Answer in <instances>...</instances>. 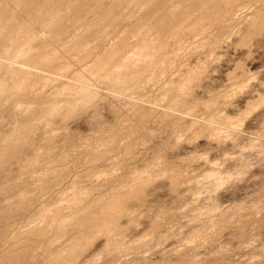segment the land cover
<instances>
[{
  "label": "rangeland",
  "instance_id": "1",
  "mask_svg": "<svg viewBox=\"0 0 264 264\" xmlns=\"http://www.w3.org/2000/svg\"><path fill=\"white\" fill-rule=\"evenodd\" d=\"M7 1L9 3L6 4L12 8L14 0ZM101 1H97L98 6L97 3H94L87 11L88 13L85 12L82 15L81 21L84 20L83 23L76 22L73 25L74 28L70 27L72 30L68 29V32L71 31L70 33L66 31V34L64 32L61 34L62 36L58 37H61L62 41L54 40L55 42H52L53 45L50 49H46L48 51L42 50L41 52L45 55L46 52L52 54L51 52L57 53L54 51L66 50L67 52L64 50L61 52H64V54L66 52L65 59L61 58L62 61L60 59L59 64H57L61 65L60 62H62L63 65L65 63L64 65H68V70H65L67 67L64 69L62 66H60L62 70H52L53 73L45 68L37 70L43 77L49 78V81H45L47 78L44 77L43 83L42 81L37 83L39 86L36 83L37 86L30 84L34 88L31 87L32 89L30 88V91H27L28 94L25 95V97L30 95L27 96L28 98L26 97V102L29 103H12L13 97L15 98L14 95L17 94L16 89H14L15 92L11 88L8 89L10 92L6 90L8 93H4L2 106L5 107L6 112L4 123L0 125V134L2 136L12 135L14 125L19 123L28 128L25 136L28 137L29 135V137L26 143L20 147L23 149H20L14 156L12 155V158H6L7 161L5 160L6 162L4 161L0 165V188L4 189L7 182L9 184L7 185L8 188L4 189L5 191L2 189L7 194L5 195L4 192L0 194V207L6 204L10 198V200L18 198L20 195L17 193L24 192L26 189H29L28 192L31 193L28 200L31 199L32 206L29 204L30 209H28V206H24V209L22 207L18 209L20 214L16 215V217L19 216L18 220L14 222L16 226L15 224L5 225L2 221H0V226L5 225V228L1 227L4 231L7 228H13L16 232H21L27 230V227H29L28 229L33 227L34 231L36 230L31 232L32 235L31 233L24 234L25 237L22 235L25 240L22 237L20 241L24 243L17 241L18 239H15V242L12 243L10 242L11 239L6 240L5 244L0 243L6 246L4 247L6 249L3 248L4 251L8 249L7 247L10 248L9 245L12 244H18L19 247L20 244L23 245L22 248L20 247L21 249L19 248L20 250L18 247L16 248L19 251L25 249V252H21L26 255L24 254V256L22 253L21 255L24 257L28 255L29 259L26 257V260H24L23 257L22 261L19 259L17 261L16 257L15 259L6 257L4 260L7 264L10 262H7L10 258L17 263L20 262L19 264H26V261L32 260L33 264L34 256L41 260L45 258L44 250L48 247L45 243H48L53 245L54 248L72 246L80 248L84 252H81L82 256L79 255V261L77 258L74 262H65L64 264H74L77 261L78 264H112L111 261L114 262L113 264H192V262H196L194 264H264V9H262L264 0H230V2L227 0L224 4L221 2L222 0H216L215 3L214 0L212 2L209 0L212 3L210 6L216 5L219 9L211 6V9L213 7L212 10H218L217 12L221 11L224 14L220 12L218 14H222V16L217 14L218 17L221 16L220 18L224 17L222 23L217 21L219 19L215 16V11L212 12L210 9L211 14L209 15H214L217 18H215L216 22L213 17L211 19L207 15L208 9H205L207 13L201 12L205 7L207 8L206 4V6H203L204 8H201V13L199 10H197L198 13L195 12L196 16L194 14V17L197 18H193L194 21L189 19L193 23L192 25L188 20L189 22L186 21V24H182L184 27L179 25L182 27L179 30L180 27L178 29L177 23H174L177 25L174 33V29L171 27L173 25L175 28V26L169 22L172 24H170L172 30L166 32L167 34L169 32L168 36H171L166 35L168 39L166 37L165 46H162L161 39L158 41L159 37H156L157 35L160 36L161 33H156L158 29L152 25L153 23L155 25L157 21H149L152 24L148 23L147 26H143L141 30L143 29L144 32L141 31L142 35L139 32L140 36L137 33L139 30H135L137 32L134 33V31L131 35H126L127 32H124L127 31L126 28L130 27L128 29L130 31V25L136 23L137 19L130 20L121 17V14L126 11L124 7L120 10V13H122H119L116 19H119V21L123 19L120 23L127 21L123 24L126 26L125 28L119 23L121 27H117V32L116 29L111 31L112 33L115 31L114 36L110 31L107 35L103 31V36L101 32L93 33L92 36H88L87 40L89 41H86V48L74 52L76 54L71 53L72 51L68 54L67 48L62 47H68L67 45L74 41L73 38L76 39L90 23L95 21L97 18L95 15L97 13L99 15L100 11L102 13V10L104 12L106 10L104 7L108 8V5L112 2V0ZM176 1L178 2V0L160 1L163 2V4L160 3V7H163V9L159 8L158 4L157 11L159 12L153 10V14L155 15L157 12L163 15L166 12L167 15L164 7L168 6L169 3V5L175 4ZM235 1L237 2L235 3ZM164 2H166L165 5ZM228 2H233V4ZM197 6L202 7V5ZM168 7L170 9V6ZM154 8L156 9V6ZM208 8H210L209 4ZM56 9L55 6L49 12ZM260 9L263 10L261 14ZM161 10H164V13ZM154 11L156 12L154 13ZM256 12L260 14L258 17ZM197 14L199 15L197 16ZM203 14L210 17L212 21H209L208 17ZM83 17L87 19H83ZM198 19L201 25L196 22ZM72 23H69V25H72ZM84 24L88 25L85 26ZM84 26L85 29H83ZM79 27L83 28L79 29ZM34 29L38 36H43L44 33L46 37L48 36L43 23L38 24ZM172 31L174 34L181 32L176 37L171 33ZM145 33L148 35L144 38ZM45 36L43 38H46ZM121 36L127 37V40L129 38V44ZM138 36L140 40L143 36L142 44L136 42L140 41ZM119 37H121V44L123 40V43L126 42V46H124L125 43L123 45L116 43L118 42L116 40L120 39ZM162 37L164 38V36ZM151 40L155 42L154 45L156 44L157 47L156 45L148 46ZM113 42L119 48L114 47ZM64 43L65 45H63ZM66 43L68 44L66 45ZM133 43L141 45L144 43L146 51L142 48L143 46H141V49L143 53L145 51V54L140 53L141 50L137 52L139 44L136 49H133L137 45H133ZM130 44L133 47H131L132 45L129 46ZM112 45L113 47H111ZM59 46L61 49L58 48ZM151 46L156 49L151 48ZM110 47L115 48L114 53H110L113 56L108 53L109 50L113 52ZM130 47L132 51L128 49ZM105 48H108V51ZM116 48H118L117 51L121 50L119 53L123 57L120 54V58ZM126 48L127 51L131 52L127 53ZM151 49H153L152 53L155 54L149 53ZM1 50L0 55L4 53V57L2 55L0 57V61H2L0 67L4 63L0 73L2 77L12 66L25 68L21 64L24 55L27 56L25 58L33 56L32 51H28L31 53L30 55L25 53L21 56L19 55L20 50L17 49L15 50L16 55L13 54L11 58L18 59L17 55H19L18 60L14 59L18 62H16L17 64L13 61L10 62L12 66L9 67V62L5 60L11 58L4 59L8 49L4 52ZM101 50L103 52L105 50L107 54L105 52L103 54ZM133 51L139 54L132 53ZM90 52L91 54L94 53L95 56L89 54L92 57L89 56L88 58L91 59L88 60L84 56H88L87 53ZM82 53L86 55L83 56ZM97 53L102 54L101 58H109L108 61L111 59L113 64H116L115 67L109 61L113 65L109 67L112 70L114 67L113 72L106 66L109 62L104 63V58L102 61L106 68L103 69L105 66L102 63V67H97L103 70L95 69L96 72L100 73L101 71L100 76L98 72L93 71L92 65L93 67L96 66H94V60L99 59ZM124 53H127V55L132 54V58L126 60ZM57 54L59 55V53ZM108 54L109 56H106ZM115 54L118 55L117 58H115ZM61 55L59 56H64ZM136 55L140 56L139 60ZM142 55H146L145 58ZM110 56L116 60L119 57L122 64L118 60L114 61L115 59L113 60ZM80 57L83 60H80ZM132 59L137 60L139 63L137 64ZM129 60L132 62L130 63ZM123 61H128L132 66L135 64V67L131 66L134 69H128L126 66L130 67V64L127 63L126 65L125 62V66ZM118 63L121 67L125 66L126 69L125 67L124 69L119 68ZM5 66L6 68L8 66V70L5 69ZM117 68L120 69V73ZM105 69H107V72H104ZM121 70L122 72L124 70L122 74ZM128 70L133 72L131 73ZM102 71L104 72L103 75ZM54 72H56V75H54ZM91 73L95 75H91ZM127 73L131 74L132 79H129L130 75ZM117 74L118 76L124 74L126 79L121 76L114 77ZM109 75H112L113 79L122 78L123 80L120 79L122 82L120 80L118 82L113 81ZM107 76L111 77H108L110 80L107 79ZM81 77H83V82L86 78L85 81L88 86L83 83L86 89L80 88L82 87L80 85V83L82 84ZM111 80L112 82H110ZM45 82L47 83L44 84ZM78 83L80 86L77 85ZM112 83L114 84L112 85ZM117 83L120 86L119 84L116 85ZM69 85L72 88L74 86L79 87H77L78 89L74 87V90ZM69 90L73 94L77 92L78 94L76 96L72 94L74 97L72 98ZM80 90H83V93H80ZM85 90L87 92L89 90L88 95ZM64 91L68 93L65 97L63 96V98H67V101L64 99L66 102L61 96L62 92L66 94ZM57 93H60L61 100L55 103L57 102L55 101L56 97L59 96L55 95ZM92 94H94L93 98H90ZM80 95L84 96L80 97ZM77 96L80 97L79 100L75 99ZM86 96L88 99H86ZM51 98L55 100L53 101ZM82 98H84L83 101ZM85 100H88L87 104ZM47 101L52 103L47 105V103H44ZM62 102L63 104H59ZM80 102L81 104H79ZM56 104L59 107L63 105V107L56 111L59 108ZM17 106L18 108H16ZM18 110L20 111L18 112ZM165 165H172L174 167L172 169L173 173L171 170L168 171ZM165 168L166 170H164ZM45 170L48 172H45ZM166 171L168 175H166ZM80 173L81 175H79ZM48 180L50 182H47ZM43 189H45L46 194ZM41 195L42 197H40ZM74 206H77L78 209ZM111 206L118 211L112 214L117 226L95 228L90 237L83 240L85 242L81 241L82 244L75 241L74 237L77 232L75 224L79 220L78 217H82L81 214L75 217L77 214L87 210L85 216L84 213L82 214L84 218L87 212H100L104 207L103 214L105 209ZM48 210L58 213L57 216L59 213L62 214L61 217L58 216L59 219L55 216V219L58 220L54 219L53 222L46 224L47 233L50 234L49 232H51L53 235L50 234L52 237L48 235L51 239L46 238V236L38 237L39 235L36 233L38 223L36 220V223L35 221L29 223L32 217L39 218L44 211ZM21 211L23 212L21 213ZM97 214L101 215L100 213ZM64 218L67 219L68 223L63 226L62 235L59 223ZM54 221H56V224ZM51 224L54 226L52 227ZM9 229L7 235H12L13 229L10 231ZM102 229L104 230L103 233L100 232ZM35 233L38 236L33 239ZM28 235L32 240L26 238ZM41 238H46L44 241H47L41 240L40 242ZM26 240L28 244H25ZM37 240L41 245L44 242L42 247L37 243ZM49 240H51V243L48 242ZM34 242L41 248H38L35 243L36 249H33ZM109 243H112V247L109 246ZM44 244L46 247H43ZM86 245L88 248L85 247ZM3 246H0V250ZM25 246L31 250L26 249ZM82 247L87 248L85 249L86 253ZM112 249L115 251L113 252ZM31 251H34L33 257L30 256L33 255ZM2 252L0 251V254ZM1 263L4 262L1 261ZM9 264H12V262Z\"/></svg>",
  "mask_w": 264,
  "mask_h": 264
},
{
  "label": "bare ground",
  "instance_id": "2",
  "mask_svg": "<svg viewBox=\"0 0 264 264\" xmlns=\"http://www.w3.org/2000/svg\"><path fill=\"white\" fill-rule=\"evenodd\" d=\"M97 1H101V0H14V5H13V7L12 8H10V5L8 6L6 3H9L7 0H0V50L1 49H8L7 51L6 50H4V51H6V57L4 58V59H9V58H11L12 57V55L13 54H15V50H17V49H19L20 51H19V55H23V54H33V56L32 57H30V58H25V56L26 55H24L23 57H24V59L22 58L21 60H23V61H25V62H23V61H21L22 63V65L25 67V68H21V67H14V66H12L11 64H10V62H12L13 61V63H15V64H17L16 62H18V61H15V60H18L19 59V55H17V58L18 59H13V58H11L10 60H5V61H7V62H9V67L10 66H12V68L10 67V70L5 74V76L4 77H2L1 75H0V125H1V123H4L3 122V120H4V117H5V107H3L2 106V101H3V99H4V93L5 92H7L6 90H8V89H11V88H13L12 89V91L13 92H15L14 91V89H16L17 90V94L16 95H14L15 96V98L13 97V95H11L12 97H13V100H15V101H13L12 100V103L14 102V103H16V104H20V103H22V102H24V103H27L26 102V99L28 98L27 96H30V95H27L26 97H25V95H26V93H27V91L32 87V85L30 86V84H37V83H41V81H42V83L44 82V80H45V78H47V77H43V75H41V74H39V72H37V70H39V69H43V68H45V69H47V70H49V71H51L52 72V70H58V69H61L62 67L65 69L66 67V69L65 70H68V65H64L65 63H63V65H62V62H60L61 63V65H58L59 64V60L61 59V58H64L65 59V54H66V50H64V49H61V47L59 46L58 48H60L61 49V51H54V52H57V53H59V55H61V54H63V55H61V56H63V57H60L57 53H53V52H51L52 54H50V52H46V51H48V50H46V49H50V47H51V45H53V43L52 42H55L56 40H61L60 38H58L61 34H63L64 32H65V34L68 32V29L69 30H72L71 28L73 27V25H75V23L77 22V23H79V22H81V23H83V21H81L82 20V15H84V13L85 12H87L92 6H93V4L94 3H97ZM160 1H162V0H112V2H110L111 4H109L108 5V8H105L104 7V9H106L104 12H103V10H102V13H100L99 12V15H98V13H97V15H95V17L97 16V18L95 19V21H93V23H90V25H86V24H84L85 26H87L86 27V29H85V26H84V28L83 27H79V29L80 28H83V29H85L84 30V32L83 33H81L80 35H78L77 36V38L76 39H72V40H74L70 45L68 44V43H66V45L68 46V47H65V46H63L62 48H67V50L69 51L68 52V54H70V51H72L71 53H74V52H76V51H80V50H82L85 46H86V41H89V40H87L88 39V36L90 35V36H92L93 35V33L95 34V33H102L103 31L104 32H106V35H107V33H108V31H112V30H115L116 29V32H117V27L121 24V26L124 24V23H126L125 21L124 22H121L120 23V21H122L121 19H120V21H119V19L117 20L116 18H117V16L119 15V13H120V10L122 9V8H124L125 7V9H126V11L123 13V14H121V17H124L125 19H130V20H135V19H137V21H136V23H134L133 25H130L131 26V30L130 31H128V29L130 28V27H127L126 29H127V31H124L125 33H126V35H131V33L132 32H134L135 30H139L138 32L137 31H135L134 33H138V35H139V32H140V35H142L141 34V31L143 30H141V28H143V26H147V24L149 23V21H153V22H155V21H157V23H155V25H154V23L152 24L151 22V24L153 25V27L155 26V28H157L158 29V31H156V33H161L160 34V36H158L157 34H155V35H157L156 37H159L158 38V41L160 40V41H162V46H165V39H166V37L168 36V34H170L169 32H170V30H172V29H174L173 31H174V33H175V30H176V27H177V25H178V29H179V25H181L182 27H184V25H182V24H186V21H188L189 19H191V20H193V18H195L194 17V14H195V16H196V11L197 10H199V12H200V10H201V8H204L203 6L205 5L206 6V4H207V8L205 7L204 8V10H202L201 12H203L204 11V13H207L206 12V10L205 9H208L209 10V12H208V16H210L211 17V19H212V17L214 18V20H215V18L216 17H218L217 16V14L220 12V13H222L221 11H219V12H217L219 9H218V7L215 5V6H213V5H211V6H213V7H217L216 9H218L217 11H215V10H212L213 9V7H212V9H211V6H210V4H212L211 2H212V0H186V1H183V0H178V2L176 1V3L175 4H173L172 2V4L171 5H169L168 4V6H170V9H169V7L166 5L165 7H164V10L165 11H167V15H166V12L164 13V10H161V12L162 13H164L163 15H160L161 13H157V12H159V11H157V9H158V7H157V5L159 4V8H161L160 7V3H162L163 4V2H160ZM163 1H168V0H163ZM209 1V3H207ZM221 1V0H220ZM219 1V2H220ZM227 0H222L221 2L224 4L225 2H226ZM233 1V0H232ZM238 1V0H237ZM237 1H235V3L237 2ZM240 1V0H239ZM242 1V0H241ZM101 2H103V1H101ZM166 2H164V5L166 4ZM170 2V1H169ZM214 3L216 2V0H214L213 1ZM229 2H230V0H229ZM228 2V3H229ZM200 3V4H199ZM218 3V2H217ZM221 3V4H222ZM208 4H209V7L210 8H208ZM229 4H233V2L232 3H229ZM262 4V3H261ZM99 4L97 3V6H98ZM197 5H202V7H198ZM227 5V4H226ZM239 5V4H238ZM56 6V10L55 11H50L49 12V10L50 9H52L53 10V8ZM96 6V5H95ZM156 6V9L154 8ZM232 6V5H231ZM235 6V5H234ZM263 6V5H262ZM168 7V8H167ZM199 9H198V8ZM228 7V6H227ZM98 8H100V7H98ZM196 8V9H195ZM161 9H163V7L161 8ZM167 9H169V10H167ZM212 10V12L213 11H215L216 13V17H214V15L213 16H211V15H209V14H211L210 13V11ZM224 9H225V7H224ZM228 9V8H227ZM262 9H264V7H262ZM262 9H260L261 10V12H260V14L262 13ZM92 10V9H91ZM90 10V11H91ZM124 10V9H123ZM153 10H156V11H154V13H155V15L153 14ZM160 10V9H159ZM230 10V9H229ZM233 10V9H232ZM258 11H259V9H258ZM95 12V11H94ZM93 12V13H94ZM200 12V13H201ZM264 12V11H263ZM88 13V12H87ZM86 13V14H87ZM197 13H198V11H197ZM238 13V12H237ZM257 13V12H256ZM156 14H158V15H156ZM213 14V13H212ZM223 14V13H222ZM222 14H218V15H221L222 16ZM227 14V13H226ZM225 14V15H226ZM260 14H258L257 13V15L256 14H254V15H256L257 17H258V15H260ZM199 14H197V16H198ZM204 15V14H203ZM205 16V17H208V16ZM224 15V14H223ZM263 15H264V13H263ZM263 15H261L262 17H263ZM89 16V15H88ZM203 16V17H204ZM221 16H219L218 17V19L219 20H217L218 22L220 21L221 23H222V21H223V19H224V17L223 18H220ZM228 16V15H227ZM202 17V19H204ZM210 17H208L207 19H209V21L211 20L210 19ZM232 17V16H231ZM255 17V16H254ZM256 17V18H257ZM86 18V17H85ZM84 17H83V19H85ZM113 18H115L116 19V21H115V19H113ZM120 18V17H119ZM197 18V17H196ZM195 18V19H196ZM227 18V17H226ZM253 18V17H252ZM259 18H261V17H259ZM87 19V18H86ZM200 19V18H199ZM198 19V21H196L197 23L200 21ZM206 19V18H205ZM217 19V18H216ZM222 19V20H221ZM231 19V18H230ZM229 19V20H230ZM250 19V18H249ZM258 19V18H257ZM114 20V21H113ZM130 20H128L129 22H132V21H130ZM252 20V19H251ZM256 20V19H255ZM261 20H262V18H261ZM87 21V20H86ZM85 21V22H86ZM190 21V20H189ZM188 21V22H189ZM194 21V20H193ZM204 21V20H203ZM212 21V20H211ZM225 21V20H224ZM228 21V20H227ZM254 21V20H253ZM71 22H73L72 23V25H69V23H71ZM169 22H171V23H177V25H175L174 24V26H175V28L173 27V25L171 24V23H169ZM195 22V23H196ZM214 22V21H213ZM215 22H216V20H215ZM217 22V23H218ZM219 22V23H220ZM255 22V21H254ZM257 22V21H256ZM259 22V21H258ZM257 22V23H258ZM264 22V21H263ZM41 23H43V26H44V30H45V32H46V34L48 35L47 37L45 36V33H44V35L43 36H45L46 38H43V36L41 35V36H38L37 35V33H36V30L34 29V27L35 26H37L38 24H41ZM120 23V24H119ZM149 23V24H150ZM191 25L193 24V23H191V21L189 22ZM201 22H199L198 24H200ZM172 25V27H171V25ZM188 24V23H187ZM263 24V23H262ZM261 24V25H262ZM77 25V24H76ZM79 25V24H78ZM197 25V24H196ZM201 25V24H200ZM225 25V24H224ZM79 26H81V25H79ZM83 26V25H82ZM121 26H119V27H121ZM124 26V25H123ZM122 26V27H123ZM198 26V25H197ZM196 26V27H197ZM211 26H212V24H211ZM220 26V25H219ZM257 26V25H256ZM71 27V28H70ZM126 26H124V28H125ZM172 29H171V28ZM182 27H180V29L179 30H181L182 29ZM186 27V26H185ZM189 27V26H188ZM221 27V26H220ZM219 27V28H220ZM258 27V26H257ZM261 27V26H260ZM264 27V26H263ZM74 28V27H73ZM246 28V27H245ZM251 28V27H250ZM77 29H78V26H77ZM149 29L151 30V28L149 27ZM152 29H154V28H152ZM185 29V28H184ZM183 29V30H184ZM195 29V28H194ZM207 29V28H206ZM205 29V30H206ZM222 29V28H221ZM248 29V28H247ZM258 29V28H257ZM262 29V28H261ZM260 29V30H261ZM75 30V29H74ZM120 30V29H119ZM169 30V32H168V34L166 33L167 31ZM196 30V29H195ZM208 30V29H207ZM241 30V29H240ZM67 31V32H66ZM173 31L171 32V33H173ZM186 31V30H185ZM190 31V30H189ZM222 31V30H221ZM220 31V32H221ZM224 31V30H223ZM257 31V30H256ZM71 32V31H70ZM70 32H68V33H70ZM76 32V31H75ZM80 32V31H79ZM79 32H77L78 34H79ZM115 31H113V33H114ZM121 32H122V30H121ZM142 32H144V30L142 31ZM148 32V31H147ZM152 32V31H151ZM177 32V31H176ZM181 32V31H180ZM180 32H178V34L180 33ZM113 33L111 32V34L113 35ZM133 33V34H134ZM166 33V34H165ZM173 33V35H176V37L178 36V34H174ZM189 33V32H188ZM193 33H195L194 31H193ZM223 33V32H222ZM254 33V32H253ZM257 33V32H256ZM110 34V33H109ZM165 34V35H164ZM183 34V33H182ZM187 34V33H186ZM192 34V33H191ZM97 35V34H96ZM106 35H104V36H106ZM139 35V36H140ZM144 35V34H143ZM146 35H148L147 33H145V35H144V38H145V36ZM167 35V36H166ZM15 36H17V37H15ZM62 36V35H61ZM99 36H101L100 34H99ZM102 36H103V33H102ZM101 36V37H102ZM108 36H110V35H108ZM114 36V35H113ZM138 36V37H139ZM161 36H164V38L162 39L161 38ZM169 36H171V35H169ZM168 36V37H169ZM180 36V35H179ZM184 36H186V35H184ZM122 37V36H121ZM121 37H119L120 39H118V40H116V41H118V42H116V43H119V44H121ZM124 37V39H125V41H127L128 42V40H129V38H128V40H127V37L125 38V36H123ZM123 37H122V39H123ZM147 37V36H146ZM168 37H167V39H168ZM174 37V36H173ZM181 37V36H180ZM245 37V36H244ZM260 37V36H259ZM58 38V39H57ZM63 38V37H62ZM142 38H143V36H142ZM142 38H141V40H140V37L138 38L140 41H136V42H139V43H141L142 44ZM123 39V40H124ZM150 39H152V38H150ZM55 40V41H54ZM100 40V39H99ZM123 40H122V44L121 45H123L124 43V46H126V42H124L123 43ZM146 40H147V38H146ZM145 40V41H146ZM154 40H155V38H154ZM181 40V39H180ZM179 40V41H180ZM246 40V39H245ZM62 41V40H61ZM145 41H144V43H145ZM156 41V40H155ZM182 42V41H181ZM61 43H63V42H61ZM61 43H60V45H61ZM115 45H114V47L115 46H117L116 45V43L115 42H113ZM138 43V44H139ZM144 43H143V45H141V44H139L140 46L137 48L138 50H137V52H139L140 50H141V52L140 53H143L142 52V49H141V46H143L142 48L144 49ZM149 43L150 44H148V46L149 45H154V43L155 42H152V40L151 41H149ZM157 43V42H156ZM103 44V43H102ZM128 44H129V42H128ZM127 44V45H128ZM135 44H137V43H133V45H135ZM138 44L137 45H135L134 47H133V45L132 44H130L129 46H131V47H133V49H136V47L138 46ZM166 44H167V42H166ZM59 45V44H58ZM63 45H65V43L63 44ZM103 45H105V44H103ZM120 45V46H121ZM156 45V44H155ZM154 45V46H155ZM62 46V45H61ZM158 46H159V44H158ZM89 47V46H88ZM111 47H113V45L111 46ZM110 47V49H113V52L111 51L110 52V50H109V54L110 53H114V49L115 48H111ZM118 48H119V46H117ZM131 47L130 48H128V49H130L131 50ZM150 47V46H149ZM156 47H157V45H156ZM166 47H167V45H166ZM86 48V47H85ZM108 48H109V46H108ZM108 48H105V49H107L106 51H108ZM118 48H116V51H117V49ZM122 48V47H121ZM140 48V49H139ZM146 48V47H145ZM151 48H155V47H152L151 46ZM160 48H161V46H160ZM59 49V50H60ZM156 49V48H155ZM154 49V50H155ZM165 49V48H164ZM42 50L44 51V50H46L45 52V55L44 54H41V52H42ZM66 51L65 52V54H64V52L63 53H61L62 51ZM145 50V49H144ZM147 50H149V48H147ZM152 50L153 49H151V52H149V53H152ZM157 50H158V48H157ZM162 50V49H161ZM2 51V50H1ZM4 51H2V52H4ZM28 51H32L31 53H29ZM102 51V50H101ZM116 51H115V53H116ZM119 51H121L120 49L117 51V53H119ZM126 51H127V48H126ZM132 51V50H131ZM131 51H127V53L129 52H131ZM134 51H136V50H134ZM132 52V53H136L137 54V52ZM146 51V50H145ZM145 51H144V53L143 54H145ZM164 51V50H163ZM14 52V53H13ZM18 52V51H17ZM104 52H105V50H104ZM103 51H102V53L103 54H107V52H105L104 53ZM123 52H124V47H123ZM166 52V51H165ZM44 53V52H43ZM47 53H49V54H47ZM127 53L125 54V55H127ZM154 53V52H153ZM152 53V54H153ZM4 54V53H3ZM3 54H1L2 55V57H4L3 56ZM18 54V53H17ZM67 54V55H68ZM74 54H76V53H74ZM81 54V53H80ZM83 54V53H82ZM88 54V56H84V55H86V54H83V56L84 57H86L88 60L89 59H91V58H88L90 55H93V54H91V52L90 53H87ZM90 54V55H89ZM98 55H97V57L99 56V59L97 58V60L95 61L94 59V66L95 67H93V65H92V68H94L93 69V71H95L96 72V70L101 66L102 67V63H103V61H104V63L106 62V63H108L109 61H111V59L108 61V59L109 58H104V57H100V56H102V54L100 53H97ZM109 54L108 55H106V56H109ZM112 54H110V55H112ZM121 53H119V55H120ZM139 54V53H138ZM137 54V55H138ZM147 54V53H146ZM152 54H150V55H152ZM155 54V53H154ZM161 54V53H160ZM1 55H0V57H1ZM16 55V54H15ZM21 55V56H22ZM28 55V56H29ZM67 55H66V58H67ZM122 55V54H121ZM121 55H120V58H121ZM124 55V57H125V59L126 60H128V59H131L132 57H131V55L132 54H128L127 56H125ZM136 55V56H137ZM94 56H95V54H94ZM105 56V57H106ZM113 56V55H112ZM116 56V57H115ZM115 58H117V54H115ZM143 56V55H142ZM141 56V57H142ZM146 56V55H145ZM145 56H143L144 58H145ZM156 56V55H155ZM163 56V55H162ZM14 57V56H13ZM16 57V56H15ZM27 57V56H26ZM82 57V56H81ZM80 57V60H83V59H85V58H81ZM90 57H92V56H90ZM122 57H123V55H122ZM131 57V58H130ZM140 57V56H139ZM138 56H137V59L139 58ZM147 57H149V55H147ZM146 57V58H147ZM152 57L154 58V56L152 55ZM151 57V59H153ZM21 58V57H20ZM93 58H95V57H93ZM95 58V59H96ZM100 58H101V60H100ZM104 58V60L102 61V59ZM110 58H112L111 56H110ZM114 58V59H115ZM119 57H118V61L119 60H121ZM134 58V57H133ZM159 58H161L160 56H159ZM164 58V57H163ZM86 59V60H87ZM113 59V58H112ZM113 59V60H114ZM125 59H123V60H125ZM141 59V58H140ZM143 59V58H142ZM141 59V60H142ZM150 59V58H149ZM116 59L114 60V61H117ZM132 60H134V59H132ZM139 60V59H138ZM144 60V59H143ZM147 60H148V58H147ZM61 61H62V59H61ZM108 61V62H107ZM134 61H136V63L138 64L139 62L137 61V60H134ZM0 62H2V61H0ZM4 62V61H3ZM6 62V63H7ZM64 62V61H63ZM81 62V61H80ZM88 62V61H87ZM90 62H91V60H90ZM112 62V61H111ZM111 62H109L108 64H106V66H115L116 67V64H113V62H112V64H111ZM120 62V61H119ZM126 62V65H127V63L128 64H130L131 62H130V60H129V62L128 61H123V65H125L124 63ZM141 62V61H140ZM58 63V64H57ZM91 63H93V61L91 62ZM104 63H103V66H105L104 65ZM116 63V62H115ZM121 64H122V62H120ZM120 63H118L117 64V66L118 65H120ZM151 63V62H150ZM1 64V63H0ZM3 64V66H1L0 67V73H1V68H3L4 67V63H2ZM136 64V65H137ZM145 64V63H144ZM14 65V64H13ZM86 65V64H85ZM122 65V66H123ZM125 65V66H126ZM135 65V64H134ZM133 65V66H134ZM143 65V64H142ZM60 66H62V67H60ZM65 66V67H64ZM97 66H99V67H97ZM106 66L105 67H103V69L104 68H106ZM124 66V67H125ZM132 65L130 64V67L127 65L126 67H128V69H132V67H131ZM137 66H139V65H137ZM140 66H141V64H140ZM203 66V65H202ZM97 67V68H96ZM124 67H121V65L119 66V68H122V69H124ZM126 67H125V69H126ZM135 67V66H134ZM239 67V66H238ZM110 68V67H109ZM145 68H147V67H145ZM149 68H151V67H149ZM5 69L6 70H8V66H7V68H6V66H5ZM5 69H3V70H5ZM96 69V70H95ZM99 69H102V68H99ZM98 69V70H99ZM102 69V70H103ZM111 69V68H110ZM110 69H109V71H110ZM118 69V68H117ZM134 69V68H133ZM132 69V70H133ZM143 69V68H142ZM190 69V68H189ZM62 70V69H61ZM91 70V69H90ZM112 70V69H111ZM113 70H114V67H113ZM113 70H112V72H113ZM59 71V70H58ZM107 72V69H105L104 70V72ZM116 71V70H115ZM118 71H119V73H120V69H118ZM126 71V70H125ZM128 71H131V70H128ZM141 71V70H140ZM146 71V70H145ZM179 71V70H178ZM6 72V71H5ZM94 72V73H95ZM98 72V71H97ZM96 72V73H97ZM103 72V71H102ZM104 72L102 73V75L104 74ZM111 72V71H110ZM110 72H109V74H110ZM117 72V71H116ZM123 72H124V70H123ZM122 72V70H121V74L123 73ZM133 71H131V73H132ZM148 72V71H147ZM53 73V72H52ZM56 72H54V75H56L55 74ZM61 73V72H60ZM99 73V72H98ZM100 73H101V71H100ZM100 73H99V76H100ZM139 73H141V72H139ZM93 73H91V75H92ZM112 75H113V73H111ZM116 74V73H115ZM121 74H120V76H121ZM128 74V73H127ZM134 74V73H133ZM132 74V75H133ZM165 74V73H164ZM179 74V73H178ZM198 74V73H197ZM196 74V75H197ZM93 75H95V74H93ZM101 75V76H102ZM106 75V74H105ZM112 75H109V76H111L112 77V80L113 81H119L120 79L121 80H123L122 78H125L126 79V76H124V74L121 76L122 78H114L113 79V76ZM128 75H130L129 76V79L131 78V74H128ZM127 75V76H128ZM64 76V75H63ZM97 76V75H96ZM96 76H94V77H96ZM109 76H107V79H109V78H111V77H109ZM120 76H118V74H117V76H114V77H120ZM124 76V77H123ZM140 76V75H139ZM93 77V76H92ZM91 77V78H92ZM104 77V76H103ZM109 77V78H108ZM179 77V76H178ZM79 78H80V76H79ZM79 78H76V79H79ZM83 77H81V79H82ZM137 78V77H136ZM183 78V77H182ZM49 78H47L45 81H49L48 80ZM53 79V78H52ZM80 79V81L82 82V84L80 83V85H82V87H80V88H84V87H86L84 84L86 83V78L84 79V82H83V79L81 80ZM94 79V78H93ZM92 79V80H93ZM99 79V78H98ZM132 79V78H131ZM184 79V78H183ZM189 79V78H188ZM193 79V78H192ZM110 80V79H109ZM112 80L110 81V82H112ZM120 80V82H122ZM128 80V79H127ZM127 80H125V81H127ZM136 80V79H135ZM198 80V79H197ZM80 81H78V82H80ZM130 81V80H129ZM188 81V80H187ZM186 81V82H187ZM193 81V80H192ZM196 81V80H195ZM76 83H77V81H75ZM93 82H95V81H93ZM47 82H45L44 84H46ZM74 83V82H73ZM84 83V84H83ZM107 83V82H106ZM105 83V84H106ZM130 83H132V82H130ZM176 83V82H175ZM185 83V82H184ZM191 83V82H190ZM194 83V82H193ZM35 84V85H36ZM114 83H112V85H113ZM119 83H117L116 85H118ZM123 84H125V83H123ZM170 84V83H169ZM182 84V83H181ZM187 84V83H186ZM192 84V83H191ZM38 85V84H37ZM36 85V86H37ZM43 85V84H42ZM74 85V84H73ZM72 85V86H73ZM77 85H79V83L77 84ZM76 85V86H77ZM79 85V86H80ZM86 85H87V83H86ZM111 85V86H112ZM171 85V84H170ZM39 86V85H38ZM79 86H77V87H79ZM88 86V85H87ZM92 86V85H91ZM107 86V85H106ZM115 86V85H114ZM119 86H120V84H119ZM122 86V85H121ZM172 86V85H171ZM181 86V85H180ZM189 86V85H188ZM69 87H70V85H69ZM75 87V86H74ZM73 87V88H74ZM77 87H75V88H77ZM132 87V86H131ZM130 87V88H131ZM185 87V86H184ZM183 87V88H184ZM32 88H34V87H32ZM31 88V89H32ZM70 88H72V87H70ZM72 88V89H73ZM75 88H74V90H75ZM119 88V87H118ZM137 88V87H136ZM78 89V88H77ZM84 89H86V88H84ZM83 89V90H84ZM36 90V89H35ZM44 90V89H43ZM73 90V91H74ZM83 90H80V93L82 92L83 93ZM134 90V89H133ZM9 91V90H8ZM30 91V90H29ZM28 91V92H29ZM57 91V90H56ZM62 91V90H61ZM70 91V90H69ZM86 91V90H85ZM85 91H84V93H85ZM90 91H91V88H90ZM10 92V91H9ZM32 92H33V90H32ZM40 92V91H39ZM42 92V91H41ZM64 92H66V94H63V92H62V99L64 100H66L67 101V98H63V96L65 97L68 93H67V91H64ZM72 91H70L69 93H71ZM77 92V91H76ZM88 92H89V90H88ZM87 91H86V94L88 93ZM180 92V91H179ZM8 93V92H7ZM6 93V94H7ZM35 93V92H34ZM36 93H38V92H36ZM75 93V92H74ZM91 93V92H90ZM93 93H96V92H93ZM176 93H177V91H176ZM182 93V92H181ZM28 94V93H27ZM45 94V93H44ZM73 93H71V95H72ZM76 94H78V92L76 93ZM76 94H73L74 96H76ZM89 94V93H88ZM87 94V95H88ZM56 96L57 95H59V96H55L57 99L58 98H60V93L58 94H55ZM73 95H72V98H74L73 97ZM85 95V94H84ZM83 95V96H84ZM91 95V94H90ZM93 95L94 94H92V97L90 96V98H93ZM34 96V95H33ZM54 96V95H53ZM69 97H70V94L68 95ZM67 96V97H68ZM82 95H80V97H83ZM48 97V96H47ZM46 97V98H47ZM54 97V98H55ZM79 96H77V98H75V99H77V100H79L78 98H80ZM87 97V96H86ZM99 97V96H98ZM43 98V97H42ZM50 98V97H49ZM41 99V98H40ZM45 99V98H44ZM43 99V100H44ZM52 99V98H51ZM50 99V100H51ZM55 100V101H57V102H55V103H58V102H60V100H61V98L60 99H58V100ZM86 99H88V97L86 98ZM179 99V98H178ZM7 100V99H6ZM11 100V99H10ZM9 100V103L11 102ZM28 100H30V99H28ZM48 100V99H47ZM53 100V99H52ZM51 100V101H52ZM53 100V101H54ZM64 100V101H65ZM69 100H71V99H69ZM69 100H68V102H69ZM72 100H74V99H72ZM76 100V101H77ZM84 100V98H82V101ZM174 100V99H173ZM45 101V100H44ZM65 101V102H66ZM80 101H81V99H80ZM94 101V100H93ZM97 101V100H96ZM100 101V100H99ZM98 101V102H99ZM174 101H176V100H174ZM178 101V100H177ZM183 101V100H182ZM40 102V101H39ZM43 102V101H42ZM49 101H47V102H44L45 104L47 103V105L48 104H51V103H48ZM74 102V101H73ZM86 102H88V100L86 101L85 100V103ZM90 102V101H89ZM179 102V101H178ZM181 102V101H180ZM184 102V101H183ZM23 103V104H24ZM29 103V102H28ZM78 103V102H77ZM199 103V102H198ZM8 104V103H7ZM41 104V103H40ZM59 104H63V102L62 103H59ZM76 104V103H75ZM79 104H81V102L79 103ZM87 104V103H86ZM85 104V105H86ZM89 104V103H88ZM206 104V103H205ZM43 105V104H42ZM54 105V104H53ZM58 104H56V106H57ZM65 105V104H64ZM180 105V104H179ZM200 105V104H199ZM10 106V105H9ZM61 106V105H60ZM67 106V105H66ZM183 106V105H182ZM184 106H185V103H184ZM193 106V105H192ZM198 106V105H197ZM196 106V107H197ZM206 106H208V105H206ZM205 106V107H206ZM209 106H210V104H209ZM51 107V106H50ZM49 107V108H50ZM53 107V106H52ZM57 107H59V106H57ZM56 107V108H57ZM62 107H63V105H62ZM62 107H59L58 109H56V111L57 110H59L60 108H62ZM65 107V106H64ZM74 107H75V105H74ZM194 107V106H193ZM192 107V108H193ZM204 107V106H203ZM212 107V106H211ZM14 108V107H13ZM16 108H18V106L16 107ZM23 108H26V107H23ZM28 108V107H27ZM26 108V109H27ZM77 108H79L78 106H77ZM188 108V107H187ZM213 108V107H212ZM3 109H4V111H3ZM29 109V108H28ZM27 109V110H28ZM31 109V108H30ZM52 109V108H51ZM53 109H55L54 107H53ZM75 109H76V107H75ZM193 109H195V108H193ZM251 109V108H250ZM25 110V109H24ZM189 110V109H188ZM199 110V109H198ZM215 110V109H214ZM14 111V110H13ZM20 110H18V112H19ZM53 111V110H52ZM15 112V111H14ZM22 113H23V111H21ZM207 112V111H206ZM51 113V112H50ZM54 113H55V110H54ZM194 113V112H193ZM208 113V112H207ZM25 114V113H24ZM142 114H144L143 112H142ZM210 115V114H209ZM142 117H143V115H142ZM145 118H147V117H145ZM7 120V119H6ZM5 120V121H6ZM14 120V119H13ZM16 121H18V120H16ZM166 121V120H165ZM165 123V122H164ZM167 125V124H166ZM2 126H3V124H2ZM15 126V128L13 129L14 130V132H13V134L12 135H7V136H2V134H0V165L2 164V162H4L5 160L7 161V159L6 158H12V155L14 156V154H16V153H18L19 152V150L20 149H23V148H20L23 144H25L26 143V141H27V139H28V137H29V135H28V137L27 136H25V133L26 132H28V130H26V129H28V128H25L23 125H20L19 123H16V125H14ZM165 127V126H164ZM9 128V127H8ZM30 132V131H29ZM29 140H30V138H29ZM24 147V146H23ZM27 147V146H26ZM128 151H130V150H128ZM21 152H22V150H21ZM20 152V153H21ZM129 153V152H128ZM9 156H11V157H9ZM77 156V155H76ZM5 161V162H6ZM85 162V161H84ZM8 163V162H7ZM4 165H5V163H4ZM76 166V165H75ZM166 166V168L168 169V171L169 170H171V172H172V169L174 168L172 165H165ZM2 167V166H1ZM5 167V166H4ZM3 167V168H4ZM53 168H55L54 166H52ZM147 167H149V166H147ZM146 167V168H147ZM74 168V167H73ZM84 168V167H83ZM166 168L164 169V170H166ZM1 169V168H0ZM65 169V168H64ZM67 169V168H66ZM3 170V169H2ZM47 170H48V168H47ZM50 170V169H49ZM56 171V170H55ZM61 171V170H60ZM78 171V170H77ZM45 172H48V171H46L45 170ZM50 172V171H49ZM53 172V171H52ZM57 172V171H56ZM167 172V171H166ZM166 172H164V173H166ZM170 172V173H171ZM59 173V172H58ZM88 173H90V172H88ZM87 173V174H88ZM164 173H162V174H164ZM173 173V172H172ZM171 173V174H172ZM6 174V173H5ZM56 174V173H55ZM148 174V173H147ZM79 175H81V173L79 174ZM83 175V174H82ZM86 175V174H85ZM90 175V174H89ZM146 175V174H145ZM166 175H168V172L166 173ZM4 176V175H3ZM10 176V175H9ZM66 176V175H65ZM147 176V175H146ZM173 176V175H172ZM175 176H176V172H175ZM11 177V176H10ZM49 177V176H48ZM47 177V178H48ZM62 177V176H61ZM148 177V176H147ZM49 178H51V177H49ZM60 178V177H59ZM177 178V177H176ZM56 179V178H55ZM65 179V178H64ZM150 179H151V177H150ZM155 179V178H154ZM5 180H7V179H5ZM54 180V179H53ZM151 180H153V179H151ZM11 181V180H10ZM177 181H178V179H177ZM18 182V181H17ZM47 182H50V180H48ZM51 182H52V180H51ZM152 182V181H151ZM1 183H2V181H1ZM13 183V182H12ZM14 183H15V181H14ZM174 183V182H173ZM17 184V183H16ZM49 184V183H48ZM51 184V183H50ZM172 184V183H171ZM7 185H9L8 184V182H7V184H6V187H7ZM14 185V184H13ZM4 186V185H3ZM19 186V185H18ZM18 186H16V187H18ZM171 186V185H170ZM176 186V185H175ZM174 186V187H175ZM2 187V186H1ZM6 187L4 186V189L6 190ZM9 187H11V186H9ZM58 187V186H57ZM8 188V187H7ZM3 188H0V194H2L4 191L2 190ZM21 189V188H20ZM24 189H26V188H24ZM46 189V188H45ZM45 189H43L44 191H45ZM80 189V188H79ZM81 189H83V188H81ZM10 190V189H9ZM29 190V189H28ZM28 190L26 189V190H24V192H21V193H17V194H19L20 196H18V198L16 197V199H12V200H10L9 199V201L6 203V204H4L2 207H0V221H2L5 225L6 224H11V225H13V224H15V226H16V223H14V222H16L17 220H18V217H16V215L17 214H20V213H18V209L20 208L21 209V207H22V209H24L25 207L24 206H28L29 204L31 205V199L29 198V200H28V196H29V194H31V193H29L28 192ZM40 190V189H39ZM42 190V189H41ZM48 190H50V189H48ZM75 190V189H74ZM80 191H82V190H80ZM16 192V191H15ZM37 192H38V190H37ZM36 192V193H37ZM42 192V191H41ZM41 192H39V193H41ZM5 193V192H4ZM35 193V194H36ZM45 194H46V191L44 192ZM83 193V192H82ZM81 193V194H82ZM7 193H5V195H6ZM9 194V193H8ZM10 194H11V192H10ZM26 194H28L27 196H26ZM43 194V193H42ZM79 194V193H78ZM85 194H86V192H85ZM25 195V196H24ZM33 195V194H32ZM31 195V196H32ZM1 196V195H0ZM17 196V195H16ZM84 196V195H83ZM33 197H35L34 195H33ZM37 197H38V195H37ZM40 197H42V195L40 196ZM72 197V196H71ZM15 198V197H14ZM39 198V197H38ZM37 199V198H36ZM71 201V200H70ZM6 202V201H5ZM74 202V201H73ZM2 205V204H1ZM32 206V205H31ZM37 206V205H36ZM24 207V208H23ZM30 206H28V209H30L29 208ZM75 207V206H74ZM75 208H77V206L75 207ZM88 208H90V207H88ZM71 209V208H70ZM78 209V208H77ZM67 210V209H66ZM83 210V209H82ZM104 210V207L102 208V211ZM28 211V210H27ZM31 211V210H30ZM85 211H87V210H83V212H81V213H79V214H77V212H76V216L75 217H78V216H80V214H81V216L82 217H78L79 218V222L77 221L76 222V229H77V232H76V236L74 237V239H75V241H79V242H81V241H83V240H87L88 239V237H90V234H91V232L95 229V228H98V227H106V226H114V225H116L117 226V224H115V223H117V222H115L114 221V219L112 218V214H114V213H117L118 211H116V208H113V206H111V207H107L106 209H105V211L103 212V214H102V211L100 210V212H95V213H89V212H87V215H86V217H84L83 218V215L85 216V214H86V212ZM99 211V210H98ZM23 211H21V213H22ZM24 213H25V211H24ZM27 213H29V212H27ZM74 213V212H73ZM84 213V214H83ZM97 213H100L101 215H99V214H97ZM26 214V213H25ZM33 214V213H32ZM57 214L58 213H55V212H50V210H48V211H44V213L42 214V215H40V217L39 218H31L30 220H29V223H31L32 221L34 222L35 220L37 221V223H38V230H37V234L39 235H37L38 237H45L46 236V238L48 237V235H50L51 234V232H49L50 234H48L47 232H48V230L46 231V227H47V223L49 222H53V220L57 217L58 218V216H62V214L61 213H59V215L57 216ZM61 214V215H60ZM83 214V215H82ZM89 214V215H88ZM24 215V214H23ZM31 215V214H30ZM37 215H38V213H37ZM37 215H35V217H37ZM32 216V215H31ZM56 216V217H55ZM90 216H92L91 218H90ZM247 216V215H246ZM63 217H65V216H63ZM62 217V218H63ZM20 219V218H19ZM23 219V218H22ZM59 219V218H58ZM58 219H55V220H58ZM25 220H27V219H25ZM60 220H61V218H60ZM36 221H35V223H36ZM117 221V220H116ZM24 222H27V221H24ZM55 222V224H56V221H54ZM60 222V221H59ZM58 222V223H59ZM248 222H250V221H248ZM248 222H247V224H248ZM22 223V222H21ZM35 223H34V225H35ZM57 223V224H58ZM67 219H65L64 218V220H62V222L61 223H59L60 224V232L62 233V235H63V226L64 225H67ZM252 223V222H251ZM26 225L28 224V223H25ZM53 224V223H52ZM52 224H51V226H52ZM58 224V225H59ZM3 225V224H2ZM5 225H3V226H0V243L1 242H3V244H5V241L6 240H9V239H11V243L15 240V239H18L17 241H20V239L24 236L25 237V235H27V233H31L32 231L33 232H35L34 231V228L32 229V228H30V229H28L29 227H27V230H22L21 232L19 231V232H16L13 228V230H14V234H13V230L12 229H9V228H7V229H5L6 231H4L3 230V228H1V227H4L5 228ZM10 225V227H12ZM19 225V224H18ZM21 225V224H20ZM22 225H23V223H22ZM32 225V224H31ZM251 225V224H250ZM249 225V226H250ZM254 225V224H253ZM9 226V225H8ZM54 226V225H53ZM52 226V227H53ZM115 226V227H116ZM26 227V226H25ZM49 228V227H48ZM117 228V227H116ZM9 229V231L10 230H12V235H10V234H8L7 235V230ZM119 229V228H118ZM17 230V229H16ZM21 230V229H20ZM120 230V229H119ZM6 233H4V232ZM121 231V230H120ZM16 232V233H15ZM101 233H103L104 232V230L102 229L101 231H100ZM9 233V232H8ZM36 233H35V236L33 237V239L35 238V237H37L36 236ZM25 234V235H24ZM23 235V236H22ZM30 235V234H29ZM26 236V238L28 237L29 239H30V236ZM31 235H32V233H31ZM52 235V234H51ZM50 235V236H51ZM122 235V234H121ZM53 236V235H52ZM51 236V237H52ZM55 236H57V235H55ZM55 236H54V239H55ZM24 237H23V240H25L24 239ZM31 237V238H32ZM45 238V239H46ZM50 237H48V239H49ZM44 238H41L40 239V242H41V240H45ZM51 239V238H50ZM28 240V239H27ZM25 241V244L27 243L28 244V241ZM30 240H32V239H30ZM30 240H29V242H30ZM39 240V239H38ZM38 240H37V243H39L38 242ZM111 240V239H110ZM34 241H36V240H34ZM47 241V240H46ZM46 241H44V242H46ZM7 242V241H6ZM9 242V243H10ZM15 242V241H14ZM20 242H22V241H20ZM33 242V241H32ZM43 242V243H44ZM49 243H51V240H49L48 241ZM83 242H85V241H83ZM17 243V242H16ZM22 243H24V242H22ZM35 243L36 242H34L33 244H34V248L33 249H36V245L38 246V244L36 243V245H35ZM43 243H42V245H43ZM54 243H56V242H54ZM3 244H0V246L2 245L3 246ZM40 244V243H39ZM46 244V246L48 245V247L47 248H45V250H44V252H45V258H43V260H41L40 258H37L36 256H34V251H31L32 253L31 254H33V255H30V256H34V260H33V264H64L65 262H74L78 257H79V255L81 254V249L80 248H74V247H72V246H69L68 248H63V246L62 247H60V248H54L53 247V245H51V244H48V243H45ZM45 244H44V246L43 247H46L45 246ZM81 244H82V242H81ZM110 244V245H109ZM108 245L109 246H111V244L112 243H109ZM114 244V243H113ZM6 245H8V244H6ZM31 245H32V243H31ZM42 245L40 244V246L42 247ZM57 245V244H56ZM115 245V244H114ZM113 245V246H114ZM9 246H11L10 248L9 247H7L8 249L7 250H3V248L4 247H6V246H3L2 247V250H0L1 252L2 251H4V252H2L1 254H0V262L2 261V262H4V263H6V261L4 260V258H8V257H12L13 259H15V257H16V259H17V261H18V259L20 260V261H22L23 259V257L26 255L25 253H22V252H25L24 250L25 249H23V251L21 252V251H19L21 248H22V246L23 245H21L20 244V247L18 246V244H12V245H9ZM16 247H18V249L16 248ZM26 247V246H25ZM27 247H28V245H27ZM26 247V249H29V248H27ZM31 247V246H30ZM41 247H39L38 246V248H41ZM85 247H87V245L85 246ZM85 247H82L83 248V250L85 251V249H87V248H85ZM112 247V246H111ZM109 248V247H108ZM1 249V248H0ZM4 249H6V248H4ZM32 249V250H33ZM115 249V248H114ZM114 249H112L113 250V252L115 251ZM29 250H31V249H29ZM29 250H28V252H29ZM107 251H108V249H107ZM105 252V251H104ZM21 253H22V255H24V256H22L21 255ZM30 253V252H29ZM82 253H84V252H82ZM85 253H86V251H85ZM110 253H111V250H110ZM28 254V253H27ZM112 254V253H111ZM116 254V253H115ZM28 256V255H27ZM26 256V257H27ZM80 256H82V254L80 255ZM26 257H24V260H26ZM32 257H31V259H32ZM113 257V256H112ZM12 258H10V260H8L7 262H9V263H11L12 262V264H15V262L16 261H14ZM28 258V257H27ZM30 258V257H29ZM28 258V259H29ZM98 259V258H97ZM4 260V261H3ZM11 260H13V261H11ZM32 260H30V261H26L27 263L26 264H29V262H31ZM78 261H79V258H78ZM77 261V262H78ZM92 262H93V260H91ZM77 262H75L76 264H78ZM94 262H95V260H94ZM112 262V264L114 263L113 261H111ZM3 263V264H4ZM8 263V264H9ZM20 262H16V264H19ZM22 263V262H21ZM23 263H25L24 261H23ZM74 263V264H75ZM87 263H89V262H87ZM91 263V262H90ZM194 263H196V262H192V264H194ZM2 264V263H1ZM7 264V263H6ZM31 264H32V262H31ZM70 264V263H69ZM73 264V263H72ZM94 264V263H93ZM111 264V263H110Z\"/></svg>",
  "mask_w": 264,
  "mask_h": 264
}]
</instances>
